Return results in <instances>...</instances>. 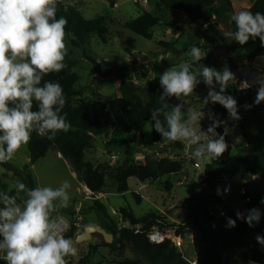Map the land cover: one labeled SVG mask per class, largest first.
<instances>
[{
    "label": "trees",
    "instance_id": "trees-1",
    "mask_svg": "<svg viewBox=\"0 0 264 264\" xmlns=\"http://www.w3.org/2000/svg\"><path fill=\"white\" fill-rule=\"evenodd\" d=\"M112 8L117 0H106ZM151 0H148V4ZM232 11L231 0H155V9L143 12L135 19L123 22L122 26L145 39H152V29L164 19L166 12H177L184 15L190 26L196 23L207 25L210 32V39L217 44H224L221 33L214 24L222 22L226 14ZM253 14L264 13V0H255L249 10ZM64 17L67 20L65 32L73 36L72 44L76 47H83L89 37L96 36L103 44H107L108 29L104 25V18L94 20L85 19L74 5L66 4L63 0H57L56 18ZM167 26L174 25L171 22ZM232 32L236 31L234 21L229 22ZM158 45L169 50L172 46L165 42H158ZM238 48L244 51L246 59L255 60L264 57V47L261 46L259 38L250 39L246 44H238ZM88 61L97 66L95 60L86 57ZM229 69L234 66L230 58L225 59ZM134 71V68L130 69ZM160 77V76H159ZM159 77L151 79L147 83L146 100H142L137 94V88L133 82L123 81L119 90L121 96L110 101L89 102L80 100V92L76 85L79 77L65 71L53 72L45 75L44 81L58 82L66 98L62 115L66 113V120L70 122L71 128L67 132H57L54 138L49 139V134L31 133V139L27 145L30 164H34L44 158L49 150L57 152L66 160L76 178L91 194L102 193L106 187V172L100 165H93L85 161L88 151L95 148L94 141H103L105 150L119 148L124 150L143 149L148 147L143 141V133L146 123H152L150 112L154 107L160 105V95L163 92L159 83ZM195 90L193 91V95ZM182 96L179 100L169 98L167 103L171 105L182 104V111L187 114L191 103L185 101ZM237 100V107L244 104L248 98L243 96L234 97ZM73 99H77L73 102ZM206 111L216 114L221 121L229 116L227 110L220 104H208L202 102ZM33 111L38 110L36 102L33 103ZM261 111L264 114V101L261 102ZM163 120V116L160 117ZM216 132L223 134L224 126L221 125ZM139 136L140 141L137 140ZM152 145L159 152V145L162 143V136L152 128ZM228 149L221 157L212 158L206 163L201 182H190L185 186V200L183 202V218L179 225H169L157 213H150L142 217H136L129 208H121L119 213L121 221L127 228L107 222L108 212L98 200L93 201L90 212L94 213L100 226L113 235V242L110 245L102 244L112 252L120 249H128L136 258L145 261L147 264H188L183 259L171 238H165L161 244H151L146 238V232L155 227L163 234L181 237L183 232L189 231L194 239L195 264H264V245L257 242L256 237H264V205L260 202L264 199L261 192L251 191L244 194L245 200L242 219H237L233 212L227 213L226 222L232 219L236 221L235 227H216L215 216L211 208L215 204H221L220 195L212 185L221 176L219 168H227L232 172L243 176L264 178V165L254 164L248 157L231 154V144L227 136ZM181 146L175 143L173 149H180ZM169 155V154H168ZM178 156V155H177ZM0 166L10 172L13 178L18 179L27 189H34L35 183L28 165L21 169L13 167L9 162L0 163ZM182 160L162 157L157 164V170H152L148 164H136L133 161L122 166L113 173V183L118 194H125L128 191V180L134 178L139 182L155 181L161 177L175 175L183 169ZM203 187L202 189H198ZM27 195V194H26ZM18 204H21L17 200ZM226 209V208H225ZM252 209L260 212L259 222L253 221L249 226L247 217ZM140 226V232L134 234V227ZM170 228V229H167ZM78 229L72 227L64 237L72 239L76 237ZM75 239V238H74ZM99 245L90 246L88 254L79 261V264H89L91 258L98 252Z\"/></svg>",
    "mask_w": 264,
    "mask_h": 264
},
{
    "label": "clouds",
    "instance_id": "clouds-1",
    "mask_svg": "<svg viewBox=\"0 0 264 264\" xmlns=\"http://www.w3.org/2000/svg\"><path fill=\"white\" fill-rule=\"evenodd\" d=\"M56 12L57 0H0V163L11 160L15 152L28 144L33 131L50 133L48 138L52 139L57 132L71 128L67 114H61L66 103L62 86L51 81L41 85L45 75L58 73L65 67L67 20L57 19ZM231 20L236 31L226 33L227 36L240 45L259 38L264 47V13L240 11ZM190 56L195 64L204 58L196 47L191 49ZM193 66L182 63L179 70L168 68L160 75L163 92L160 105L150 112L151 120L155 121L154 125L150 123L151 129L170 142L185 143V152H190L194 159L218 158L228 149L225 137L229 129L225 127L223 134L216 132L222 122L210 114L211 125L206 131L201 130L199 112L189 109L185 119L183 105L170 106L167 100L190 96L199 83L197 77L202 76L211 89L204 103L220 104L231 120L238 121L241 117L237 100L226 94L228 82L235 77L227 64L219 71L203 64L193 70ZM257 84L254 103L259 105L264 101V78ZM248 86L245 82V87ZM34 101L36 111L32 110ZM244 107L248 109L251 105ZM16 188L19 193L26 186L18 183ZM70 188V182L65 180L55 189L49 186L27 189L23 207L17 203V196L0 191V202L4 205L0 208V259L6 264H67L65 257L78 254L73 240L61 235L51 219L52 212L69 206ZM217 194H221L219 188ZM260 202L264 204V199ZM260 215L258 209H252L246 222L251 227L253 221L259 222ZM242 218L238 213L237 219ZM227 226L235 227L236 221L229 219ZM256 240L264 245V237L257 236Z\"/></svg>",
    "mask_w": 264,
    "mask_h": 264
},
{
    "label": "rangeland",
    "instance_id": "rangeland-1",
    "mask_svg": "<svg viewBox=\"0 0 264 264\" xmlns=\"http://www.w3.org/2000/svg\"><path fill=\"white\" fill-rule=\"evenodd\" d=\"M63 1L66 4L76 6L82 16L87 20L103 17L104 25L109 32L107 44L101 43L96 36H91L83 47L74 46L72 44L73 36L68 33L65 35L67 54L63 61L65 67L62 71H65V73H73L79 77V82L76 87L81 94L80 100L107 102L114 98H118L121 96L119 86L125 81L133 82L137 88V94L145 101L147 82L155 77H159L168 68L179 70V66L182 63H193V70L197 68L199 64H203L206 67L215 68L219 71L227 64L225 58L219 55L217 44L210 39V32H206L201 23L190 26L187 19L181 13H176L177 15L173 16L165 15L164 19L152 29V39L145 40L131 31L124 29L122 26L123 22L135 19L137 17V11H139V13L143 11L139 4L133 0H117L112 8L106 0ZM254 1L255 0H234V4L237 8L236 12L238 13V9L243 8L244 4L253 3ZM150 5L152 10L155 9V0H151ZM233 14L235 13H232V11L226 14V18L222 22H216L214 26L223 36L224 45L227 47V50L233 53L234 61L240 63L245 59V53L241 49H237L239 43L237 44L233 38L226 35V33L232 32L229 22ZM168 22L176 25L177 29L175 30L181 32L179 36L177 35L178 37L170 36L172 41L176 40V42H178L180 40L178 51L173 48L165 50L158 45V36L163 32ZM199 32L205 34L199 35ZM219 45L221 46L223 44L220 42ZM193 47L199 48L205 58L199 61L198 64H195L193 58L190 56ZM213 52H215L216 55H214ZM87 56L95 60L97 66L88 61L86 59ZM258 63H260V65H258L259 68L264 69V59L254 62V67ZM131 68H134V71H131ZM262 76H264V74H262ZM197 79L199 83L196 85L193 97L191 96L192 93L190 96L184 97L183 99L190 102L191 107L194 106L192 110L202 115L200 121V125H202L209 118V113L206 111L205 107H201V105L211 89L206 85L202 76H198ZM235 87L236 86L229 85L226 94L232 95L236 93L237 90ZM216 90H219L218 85L216 86ZM76 101L77 99H73V102ZM254 101L255 100L248 98L246 102H248L247 105L255 106L256 104ZM246 102H244V104ZM259 105H261V103ZM254 111V107L251 110L248 108V114L243 117L240 123L230 118H223L221 120V125H223V120L226 119L224 125L229 129L228 138L233 143L235 153L241 148L240 145L235 146L240 140L239 135L243 138L244 144H246V147L242 150L243 153H248L251 147L255 145L256 141L264 146V124H262V120L258 116L259 114H254ZM253 119H256V123H254ZM207 128L204 131H206ZM151 131V124L146 123L143 138L148 143H151ZM237 138H239L238 141ZM163 142L164 140H162L161 144H163ZM177 143L180 144V149H183V143L180 141ZM239 144H241V141H239ZM180 149L173 151L176 153V156H179H177V158L182 160L184 164L180 173L161 177L155 181L139 182L134 178H130L128 180V191L125 194H118L116 192L112 177L116 169L125 166L126 161L124 155H120V161L117 164L109 166L108 150L102 151L95 147L93 150L88 151L85 155V161L95 166H102L106 172V187L102 192L105 194V197L103 198L100 194H97V196L102 198L100 202L107 208V222H112L122 228H127L128 226L121 221L119 210L121 208H129L136 217L157 213L169 225H179L184 214L183 202L186 196L185 186L190 182H201L204 179V167L206 163H208L207 159L197 160L193 157L181 158L182 153H180ZM112 150L120 151L119 148L115 147L112 148ZM158 153H160L158 157L153 152L147 154V158H151L153 161L150 164L152 170L157 169V162L160 158L165 156L164 152ZM131 155L126 157V159L131 158ZM26 158L27 147L23 145L15 152L14 160H17V164H20L23 163ZM137 158L140 157H136L135 155V162L141 163ZM210 160H212V158ZM255 160L259 164H264V147H262L255 156L254 161ZM129 162H132V160L128 161V163ZM146 162L147 161H145V163ZM195 163L199 164V168L193 166ZM219 169L221 176L216 180L218 183L215 181L212 185L214 184L213 186L216 188V186L224 184L225 187L223 188H229L230 190L227 192L224 191L222 194L223 198L221 199L222 203H217L212 206L211 211L215 216L214 225L216 227H224L227 225V216L221 217L219 209H221V207L226 208L227 213L231 211L235 216L239 213L244 217V194L251 191H258L264 196V178L243 176L227 168ZM57 175L62 176L65 180L70 182L71 188L68 190L70 198L72 197L82 201L84 193L81 188L75 190L76 183L72 181L71 177H69L65 171L57 172ZM13 179L12 174L0 166V191H5L9 195L18 197L17 191L14 189ZM45 181L43 182V186H49L54 189L60 187L56 184L53 185L49 181ZM202 188L203 187H199L198 189ZM23 196L26 198L25 194ZM90 204L93 205L90 199L83 201L84 207ZM0 206H4L2 202H0ZM90 219L91 218L87 216L86 221ZM76 222L82 226L83 221ZM70 224L71 229L75 223ZM98 225H101L99 221ZM77 229L80 230L78 232L80 233L83 228ZM74 238H72L73 242ZM180 240L181 247L178 251L182 254L183 258L188 261V264L195 263L196 257L192 233L189 231L183 232ZM102 244L103 241L98 235H94L90 241L82 244H75L74 242V246L78 249V254L76 256L65 257L67 264H79V261L88 254L90 246H100ZM89 264L147 263L136 258L128 249L123 248L116 252H112L100 246L98 252L91 258ZM237 264L244 263L238 262Z\"/></svg>",
    "mask_w": 264,
    "mask_h": 264
},
{
    "label": "crops",
    "instance_id": "crops-1",
    "mask_svg": "<svg viewBox=\"0 0 264 264\" xmlns=\"http://www.w3.org/2000/svg\"><path fill=\"white\" fill-rule=\"evenodd\" d=\"M245 3V2H244ZM231 4H232V13H237L236 11H237V8H236V6H235V4H234V0H231ZM116 5H118V4H116ZM252 5V3H249V4H244L243 5V8H239L238 9V11L240 12V11H248L249 10V8H250V6ZM149 6H150V10H152L151 9V5H150V3H149ZM168 13V14H167ZM177 12H166L164 15H170V16H173V15H177L176 14ZM231 13V12H230ZM143 14V11H142V13H139V11H137V17L138 16H140V15H142ZM136 17V18H137ZM232 17V16H231ZM231 17H230V21H231ZM188 22V21H187ZM175 29H177L176 28V25H172V26H165L164 27V30H163V32L161 33V34H159V36H158V42H165V43H170V45H172V48L174 49V50H176V51H178L179 50V47H180V45H179V41L178 42H176V40L175 41H172L171 40V37L170 36H174V37H176L177 35L179 36L180 34H181V32L179 31V30H175ZM206 32H208V30L206 29L205 30ZM203 34H205V33H201V32H199V35H203ZM177 36V37H178ZM223 37V36H222ZM181 39V38H180ZM237 44H238V42H236ZM222 44V43H221ZM237 49H238V47H237ZM208 50V49H207ZM230 52V51H229ZM213 54L214 55H216V53L215 52H213ZM205 58H203V60H204ZM262 59H264V57H262V58H257V59H255V60H253L252 61V65H251V67H252V69L254 70V71H257V72H260V74L262 75V74H264V69H262V68H259V66L258 65H260V63H258L257 65H255V67H254V62H256V61H259V60H262ZM230 60H231V63H232V65L234 66V67H239V66H246V65H248V60L246 59V56H245V59L243 60V61H241L240 63H236L235 61H234V58H233V53L232 52H230ZM228 66V65H227ZM262 78H264V76H262ZM150 81V80H149ZM240 81L241 80H239V79H232V80H230L229 82H228V86L229 85H233V86H236L235 88H236V90H237V92L236 93H233L231 96H233V97H236V96H242V94L238 91V86H239V84H240ZM148 83V82H147ZM257 88H258V85H256L253 89H252V91L251 92H248V96L250 95V93H251V95H253L254 96V98H253V100H255V98H256V95H257ZM227 91H228V89H227ZM246 104H248V102H246L245 104H242V105H240L239 107H238V113H239V115H240V117H241V119L240 120H238V122L240 123L241 121H242V119H243V117H245L248 113H247V111H248V109H246L244 106L246 105ZM201 105V104H200ZM202 106H204V104H202L201 105V107ZM253 107H254V109H255V111H254V114L256 113V114H259L258 116H259V118H261V120H262V124H264V114H262V111H261V105H252ZM250 107L249 108V110H251L253 107ZM190 109H194V106L193 107H191ZM208 112V111H207ZM258 112V113H257ZM209 113V112H208ZM210 114H213V113H209V116H210ZM214 116L215 117H217V115L216 114H214ZM218 118V117H217ZM227 118H229V116L228 117H226V119ZM185 119H187V114H185ZM225 119V120H226ZM256 119H257V117H256ZM256 119H253V121H254V123H256ZM225 120H223V125H224V123H225ZM211 123H212V119H210V118H208L207 120H206V122L204 123V124H202L201 125V130H205L208 126H210L211 125ZM224 128H225V125H224ZM239 137H240V140L239 141H241V144H239V141H238V143H236L235 144V146L236 145H240L241 146V148L237 151V153H235L234 152V146H233V143L229 140V138H228V135H227V138H228V140L230 141V144H231V154L232 155H241V156H245V157H248L249 159H250V161L252 162V163H254V164H259L258 162H256V160L254 161V159H255V156L258 154V152L262 149V147H264V146H262L261 144H259L258 143V141H256V143H255V145L253 146V147H251V149L248 151V153H243L242 152V150L246 147V144H244L245 142H243L244 140H243V138H241V136L239 135ZM163 140H164V142H163V144H160L159 145V147H160V149H162L161 148V146L162 145H166V144H172L173 142H170V141H168L167 139H164L163 138ZM143 141L147 144V146L148 147H145V148H143V149H141V150H139L138 151V154L137 155H140V156H138V157H140V158H137L138 159V161H141V163H137V162H135V159H134V157L131 155V154H128V155H126V156H124L125 157V161L127 162V161H129L130 159L134 162V163H136V164H148L149 166H150V164L153 162L152 160H151V158H147V154L149 153V152H153V153H155V155L158 157V156H160V153H158L159 151L155 148V147H153V145H152V138H151V143H148V142H146L145 140H144V138H143ZM178 141H176V142H174L173 144H172V146H171V148H170V152H166L164 149H162V150H164V157H168L169 159H177V156L175 155L176 153H174L173 151H174V149H173V147H174V145H175V143H177ZM183 143V142H182ZM26 147H27V145H26ZM111 150V149H110ZM124 149H120V151L119 152H121L122 153V155L124 154V151H123ZM157 152H156V151ZM176 150H178V149H175V151ZM181 150V152L180 153H182V156H181V158H186V157H192L191 156V154H190V152H188V153H186L185 152V143H183V149H180ZM237 150V149H236ZM155 151V152H154ZM256 153V154H255ZM169 154V155H168ZM14 155H15V153H14ZM14 155H13V157H12V159L11 160H9L8 162L13 166V167H15V168H18V169H21L23 166H25V165H28L29 166V168H30V172H31V175H32V178H33V180H34V183H35V187H44L43 186V182L46 180V181H49L50 183H52L53 185H58V186H60L61 184H62V182L63 181H65V179L62 177V176H58L57 175V172H60V171H65V173H67L68 174V176L69 177H71V179H72V181L74 182V183H76V189L75 190H79V188H81V190H82V192L84 193V197H83V199H82V201L81 200H77V199H75V198H70V201H69V206L67 207V208H59V209H57V210H55L54 212H52V214H51V219L55 222V223H57V222H60V223H67V226L66 227H64V229L62 230V232L60 233L61 235H63V236H65L66 234H68L69 233V231H70V226H71V224L70 223H77L76 221H83V223H82V226L78 223L77 225L79 226L80 225V227L79 228H84V227H86V226H89V225H98V220H97V217L95 216V214L94 213H91L90 212V209L92 208V204H90L89 206H87V207H84V205H83V201H87V200H91V202H93L95 199L94 198H88V196H86V192H89L87 189H86V187H84L82 184H80L79 182H78V180H77V178H76V175H75V173L72 171V169H71V167H70V165H69V163L66 161V160H64L62 157H61V155L59 154V153H57V152H54V151H52V150H49L47 153H46V155L44 156V158H42L41 160H39V161H37L36 163H34V164H30V161H29V157H28V151H27V158L24 160V162L23 163H20V164H17V160H14ZM125 155V154H124ZM131 155V158H127L126 159V157H128V156H130ZM133 155H134V153H133ZM137 157V156H136ZM179 157V156H178ZM130 160V161H131ZM145 161H147L146 163H145ZM207 161L209 162L210 161V159H207ZM157 164H158V162H157ZM259 165H264V164H259ZM38 167V168H37ZM155 170H157V169H155ZM154 170V171H155ZM45 181V182H46ZM217 182V181H216ZM18 183H21L18 179H13V185H14V189L17 191V188H16V186H17V184ZM218 183V182H217ZM216 184V183H215ZM214 185V184H213ZM223 187H225V185L224 184H220V185H218V186H216V190L219 188L220 189V191H221V194H220V197H221V199L223 198V196H222V194L224 193V188ZM72 189H73V187H72ZM90 193V192H89ZM26 195V191H23V192H19V193H17V195H18V197H17V200H19L20 201V205H21V207H23V204H24V202L27 200V195H26V198L23 196V195ZM100 194V196H103V198L105 197V194L104 193H99ZM100 199H102V198H99L98 199V201H100ZM55 203H58V202H55ZM101 203V202H100ZM102 204V203H101ZM104 205V204H103ZM221 206V205H220ZM104 207L106 208V206L104 205ZM107 209V208H106ZM225 209V208H224ZM88 210V211H87ZM226 210V209H225ZM87 216L88 217H90L91 219L90 220H87L86 221V218H87ZM72 227H74V226H72ZM71 227V228H72ZM76 228V227H75ZM83 230V229H82ZM80 230L78 229V232H79ZM77 232V233H78ZM82 232V231H81Z\"/></svg>",
    "mask_w": 264,
    "mask_h": 264
},
{
    "label": "water",
    "instance_id": "water-1",
    "mask_svg": "<svg viewBox=\"0 0 264 264\" xmlns=\"http://www.w3.org/2000/svg\"><path fill=\"white\" fill-rule=\"evenodd\" d=\"M138 3L139 6L143 9V12H149L150 6L148 4V0H133ZM223 44V43H222ZM218 53L220 56L225 59L230 58V52L227 50L225 45H221L218 48ZM253 60L248 61V65L239 66L230 68V71L234 74L235 79H241L247 82L248 87H254L257 84V81L262 78L260 72L254 71L251 67ZM173 144V143H172ZM172 144L162 145L161 148L166 152H170V148ZM94 145L97 149L105 151V146L102 140L98 139L94 141ZM94 235H98L101 237L104 244L110 245L112 244L114 238L113 235L102 228L100 225H89L83 228L82 232L78 233L74 239L75 244H82L88 242L92 239ZM172 244H175V239L171 240Z\"/></svg>",
    "mask_w": 264,
    "mask_h": 264
},
{
    "label": "built area",
    "instance_id": "built-area-1",
    "mask_svg": "<svg viewBox=\"0 0 264 264\" xmlns=\"http://www.w3.org/2000/svg\"><path fill=\"white\" fill-rule=\"evenodd\" d=\"M201 25L203 26V28L205 30L207 29V25H203V24H201ZM239 80H241V79H239ZM252 89H253V87H245V81L244 80H241L240 81V84L238 86V91L242 94L243 97H247V98H250L251 100H253L254 96L251 95V93L248 96V92H251ZM137 140L140 141L139 136H137ZM139 150H141V149L138 148V149H134V150H123L124 151V154H125V155L124 154L123 155L126 156L128 154H133L134 153V155H132L133 157L135 155L136 156H140V155H137ZM121 154L122 153L119 152V151H114L112 149L109 150V153H108V158H109L108 164H109V166H113V165L117 164L120 161V157H121L120 155ZM127 164H128V161L125 162V166ZM193 166L195 168H199V164H197V163H195ZM87 193H89V192H86V196H88V198H90V196H91V198L94 197L95 200H98L99 199V197L97 196V194H91V193L87 194ZM183 207H185V205H183ZM0 208H2V207L0 206ZM219 214H220L221 217H226L227 216V211L224 208L221 207V209H219ZM77 224L78 223L74 224V227L79 228L80 225L78 226ZM56 225H57V227L59 229V232L61 233L62 230L64 229V227L67 226V223L57 222ZM120 228H122V227H120ZM139 232H140V226H135L134 227V234H137ZM167 237H170L171 240L172 239H175V244L174 245H176L175 247L179 250L180 247H181L180 237H175L173 234H171V235H165L158 228H155V227L149 229L146 232V238H147L148 242L151 243V244H161V243L164 242L165 238H167ZM0 239H2V237H0ZM183 259L186 260L185 258H183ZM0 264H6V261L0 259ZM193 264H195V263H193Z\"/></svg>",
    "mask_w": 264,
    "mask_h": 264
},
{
    "label": "bare ground",
    "instance_id": "bare-ground-1",
    "mask_svg": "<svg viewBox=\"0 0 264 264\" xmlns=\"http://www.w3.org/2000/svg\"><path fill=\"white\" fill-rule=\"evenodd\" d=\"M191 264H193V263H191Z\"/></svg>",
    "mask_w": 264,
    "mask_h": 264
}]
</instances>
